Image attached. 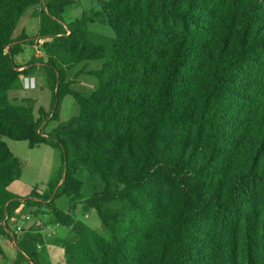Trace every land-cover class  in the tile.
Wrapping results in <instances>:
<instances>
[{
    "label": "trees",
    "instance_id": "1",
    "mask_svg": "<svg viewBox=\"0 0 264 264\" xmlns=\"http://www.w3.org/2000/svg\"><path fill=\"white\" fill-rule=\"evenodd\" d=\"M42 2L38 38L53 41L35 61L30 38L12 36ZM70 2L0 0V236L10 238L6 221L25 203L71 229L65 264H264V0H97L112 37L90 32L84 16L61 24ZM64 59L102 63L92 93L71 89ZM37 69L55 118L64 97L78 106L57 135L8 97ZM5 138L58 151L46 193L8 191L22 167ZM79 169L103 183L84 206L105 234L54 203L79 196ZM13 238L14 264H38L41 237Z\"/></svg>",
    "mask_w": 264,
    "mask_h": 264
},
{
    "label": "rangeland",
    "instance_id": "2",
    "mask_svg": "<svg viewBox=\"0 0 264 264\" xmlns=\"http://www.w3.org/2000/svg\"><path fill=\"white\" fill-rule=\"evenodd\" d=\"M43 5L44 3L42 2L33 8H29L20 18V24L18 25L19 30H17L18 33L22 28H24V30L22 29V32L19 35H25L30 38V40L27 42L26 49L29 52V56H31V58H33L35 61H41L45 58V51L47 49L46 45L52 43L53 41L52 38H45L43 42H38V39H40L38 38L40 29L39 15L43 11ZM53 11L56 12L57 10L54 9ZM83 16L86 17L87 28L90 32L98 33L106 37L113 36L112 30L106 22V16L97 0H71L68 5L63 7V11L59 14L58 19L61 24L67 26L68 24L73 23L75 20L81 19ZM19 35H13L12 38H16ZM66 35H68V33ZM60 55L65 56L64 49H61ZM60 63L62 69L65 72V78L68 84L87 79L90 82H94L93 91L96 89L97 79L91 75V72L100 70L102 66L101 62L86 61L81 62L74 67L70 65L67 59L60 60ZM37 74L38 73L35 71L27 75ZM82 74H87L89 77H82ZM24 75L25 74H21L18 80L13 84L11 90L8 93L9 100L16 105H26L32 109L33 121L39 125L38 131L46 134L57 135L63 130V126L69 124L72 119L77 116L78 106L76 102L72 96L64 97L59 106V113H57V117L55 118L50 107L51 92L45 85V81L41 87L32 88H27L22 82V87L20 80ZM41 75L43 76L44 80L42 71ZM71 89L78 91L72 87ZM93 91L86 94H90ZM3 140L8 144L10 151L22 162V165L26 171V176L32 172L34 168H32V166L35 163L38 164L46 160L45 157L40 154V152H38L41 150L30 148L26 142H14L6 138ZM23 147L24 150H22ZM76 178L82 183L81 196H79L80 198H78V200L89 198L95 190L103 189V183L98 178V176L89 175L84 169H79L77 171ZM35 179H33V182H38L37 187L40 189H44L46 187V185H44L45 178H42L38 181ZM59 204L62 208H69L72 207L71 205H76L78 209V215L75 217L76 221H80L88 225L100 234H105L94 210L85 209L81 204H75L74 201H70L66 197H63ZM86 214L89 216V219H85L83 217Z\"/></svg>",
    "mask_w": 264,
    "mask_h": 264
},
{
    "label": "crops",
    "instance_id": "3",
    "mask_svg": "<svg viewBox=\"0 0 264 264\" xmlns=\"http://www.w3.org/2000/svg\"><path fill=\"white\" fill-rule=\"evenodd\" d=\"M19 24L20 22H18L17 27L13 32V35L15 36L19 35L22 32V29L24 30V28H22L21 31L17 33V30H19ZM38 40L44 41L45 38H40ZM36 72L38 73L37 75H27L21 77L20 82L22 84V87L23 83L27 88L41 87L44 84L40 69H37ZM82 77L89 76L87 74H82ZM93 84L94 82H90L86 79L77 81L75 83L73 82L71 84V87L86 94L93 91ZM14 146L17 147L16 145ZM34 149L41 150L38 152H40V154H42L46 160L38 164L35 163L36 165L34 164L32 166V168L34 167L32 172L29 175L27 174V176L22 162L17 158V156L13 154L20 162L22 171L19 178L9 185L8 191L11 194L21 198L30 197V194L32 192H35L38 195H43L44 193H46L48 184L55 176L61 163L58 151L46 145H40L38 147H34ZM22 150H24V147ZM42 178H45L44 185H46V187L44 189H40L39 187H37L38 182H33V179L38 181ZM81 190L79 196H81ZM79 196H61L55 199L54 203L59 209L69 213L74 218V220H76L75 217L76 215H78V209L76 205H71L72 207L69 208H62L59 203L63 197H66L70 201H74L75 204L79 203L85 208V199L78 200V198H80ZM36 211V207H28L25 203H21L13 212L12 216L8 219L7 226L11 231L9 233L10 238L0 236V249L2 251V256H0V264L15 263L18 247L16 241L13 238V232L15 227L17 226L21 228V231L18 234L14 233L17 239H21L25 233H32L41 237V242L36 245L35 251L38 264H65V257L63 255V243L72 241L74 239V235L71 229L57 224L53 216L45 207H41L38 210V213L34 214ZM83 217L85 219H89V216L87 214Z\"/></svg>",
    "mask_w": 264,
    "mask_h": 264
},
{
    "label": "built area",
    "instance_id": "4",
    "mask_svg": "<svg viewBox=\"0 0 264 264\" xmlns=\"http://www.w3.org/2000/svg\"><path fill=\"white\" fill-rule=\"evenodd\" d=\"M38 42H43L42 40H39ZM8 222V220L6 221V223ZM2 224L4 225V222H2ZM21 231V228L19 226L15 227L14 229V233L18 234Z\"/></svg>",
    "mask_w": 264,
    "mask_h": 264
}]
</instances>
